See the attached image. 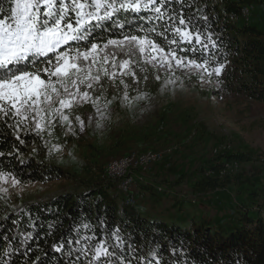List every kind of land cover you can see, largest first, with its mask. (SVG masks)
<instances>
[{"label": "trees", "instance_id": "16d2710c", "mask_svg": "<svg viewBox=\"0 0 264 264\" xmlns=\"http://www.w3.org/2000/svg\"><path fill=\"white\" fill-rule=\"evenodd\" d=\"M263 2L184 0L182 5L173 0L167 9L175 10L173 14L183 12L185 17L192 16L193 32L198 28L205 41L211 33L217 46L202 52L194 42L191 45L180 42L179 46L165 44V51L175 49L178 57L198 63L214 57L213 66L228 65L224 88L229 93L264 105V28L246 22L242 16L243 7L261 6ZM0 7L6 14L8 0H0ZM149 15L141 12L139 16L145 17L141 20L137 14L121 11L113 20L96 27L90 39L102 45L108 39H122L125 33L136 34L141 25L143 29L155 27L160 31L162 22L149 21ZM113 21L123 22L125 27H113ZM139 34L146 33L140 31ZM168 35L171 36V32ZM149 38L160 39L155 34H149ZM185 48L198 50L185 52ZM12 124L11 120H0V152L4 153L0 156V171L11 173L23 183L62 179L65 176L62 170L31 153L30 146L37 144L36 136L17 134V130L10 127ZM17 135L24 143L16 139ZM226 161L251 162L252 159L243 155L217 156L199 169L194 192L201 194L229 186L232 180L228 176L219 178ZM253 170L257 171V176L263 173L257 168ZM209 171L212 174L207 176ZM108 181L111 186L87 183L78 192L57 194L19 212L8 211L0 204V264H88L90 254H65L69 249L67 241L94 233L97 239H107L113 245L119 243V248L109 250L125 264H264V185L256 176L245 181L242 175L236 176V182L248 184V193L245 200L233 205L231 213L223 217L194 213L178 199L173 187L160 192V187L148 179L137 183L139 193L154 201L175 199L178 209L174 214H151L140 198L132 203L131 196L117 192L115 181ZM84 224L90 228L85 229ZM116 232L122 243L113 237ZM60 242H65V251L57 253L52 245ZM78 247L80 245H71V248Z\"/></svg>", "mask_w": 264, "mask_h": 264}, {"label": "rangeland", "instance_id": "374dc122", "mask_svg": "<svg viewBox=\"0 0 264 264\" xmlns=\"http://www.w3.org/2000/svg\"><path fill=\"white\" fill-rule=\"evenodd\" d=\"M252 22L264 28V2L255 9ZM106 67L109 73L117 72L115 79L101 71V82L91 90L83 89L91 98L66 110L69 122L51 117L39 135L34 124L17 131L34 134L37 144L30 146L31 153L65 176L47 183H23L16 178L15 185L11 177L9 183L0 180V204L6 210L19 212L57 194L78 192L87 183L111 186L105 176L110 159L149 150L166 152V157L145 175L146 180L160 188L173 187L178 199L196 214L229 215L248 193V184L235 181L238 175L244 181L256 176L264 185V105L224 88L228 65L220 77L211 78L200 69L178 68L174 61L172 69L165 70L156 62L141 59L137 64L133 59L134 76H121V70ZM221 154L243 155L252 161H237L239 168L228 172L232 182L226 188L195 193L199 169ZM253 168L262 170V175H255ZM133 190L130 198L134 202L140 198L151 214L178 212L175 199L154 201L142 196L138 187Z\"/></svg>", "mask_w": 264, "mask_h": 264}, {"label": "snow or ice", "instance_id": "6c2138e0", "mask_svg": "<svg viewBox=\"0 0 264 264\" xmlns=\"http://www.w3.org/2000/svg\"><path fill=\"white\" fill-rule=\"evenodd\" d=\"M173 0H8V12L0 7V120H12L10 127L17 131L22 126L34 124L37 135L48 127L51 117L69 122L66 110L76 103L87 101L91 97L84 88L93 89L101 82L100 72L115 79L117 72H108L106 65L119 69L120 75H135L132 71L133 59L139 64L156 62L165 70L176 67L200 69L207 78L220 77L225 65H212L214 57L201 63L178 57L175 49L165 51V44L177 45L180 42L200 46L202 52L209 47L216 48V41L209 33L202 40L201 31L192 30V16L185 17L183 12L167 9ZM184 4V0H177ZM186 6V5H185ZM139 14L148 12L149 21H161V30L155 27L143 29L139 26L136 34L125 33L122 39H108L102 45L93 42L90 37L96 27L103 22L113 20L119 12ZM207 21V17H202ZM143 20L145 17L139 16ZM127 22V21H125ZM113 27L123 29L125 23L113 21ZM144 31L145 35H140ZM171 32V36L168 33ZM155 34L160 39L149 38ZM83 46H79L80 44ZM74 44L76 46H74ZM196 48L183 51L196 52ZM95 68V72L93 69ZM127 70V71H123ZM159 79V77H157ZM202 76L201 80L204 81ZM123 82V81H121ZM222 83V81H217ZM80 121V117H76ZM83 124V121H80ZM24 143L20 136H16ZM4 153L0 152V156ZM12 185L19 181L11 173L0 171V180ZM89 229L88 224H84ZM79 232V229H77ZM121 241L118 232L112 234ZM83 240V244H82ZM122 243V241H121ZM68 251L91 255L88 264H125L110 248L121 245L107 239L92 236L78 237L67 241ZM80 245L71 248V245ZM55 252L65 251V242L52 245ZM115 257V260L113 259Z\"/></svg>", "mask_w": 264, "mask_h": 264}, {"label": "built area", "instance_id": "2783aa9c", "mask_svg": "<svg viewBox=\"0 0 264 264\" xmlns=\"http://www.w3.org/2000/svg\"><path fill=\"white\" fill-rule=\"evenodd\" d=\"M255 5L242 8V16L246 22H250L255 12ZM166 152L149 150L145 152H133L121 157L110 159L105 166V176L116 182V190L124 196H131L133 188L138 182H145V175L158 163L164 161ZM237 161H226L219 171V178L224 179L229 171L238 169ZM209 171L206 175H211ZM163 192V188H158ZM133 201V200H132ZM134 202V201H133Z\"/></svg>", "mask_w": 264, "mask_h": 264}]
</instances>
